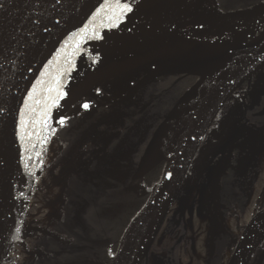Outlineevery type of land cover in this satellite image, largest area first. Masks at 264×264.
I'll return each instance as SVG.
<instances>
[{
    "label": "water",
    "instance_id": "95a60500",
    "mask_svg": "<svg viewBox=\"0 0 264 264\" xmlns=\"http://www.w3.org/2000/svg\"><path fill=\"white\" fill-rule=\"evenodd\" d=\"M178 1L163 0L162 15L155 20L157 28L165 33L177 34L176 47L182 43L193 44L220 60L216 64L217 68L208 67L202 73L167 72L160 65L183 61L186 55L182 50L177 48L171 54H161L131 39L129 42L146 54L112 63L110 69L156 66L166 73L198 78L158 126L138 163L133 181L143 180L163 163L165 167L154 188L140 195L148 196V199L124 231L112 264H129L127 248L135 231L144 226L155 208L170 194L168 212L204 136L221 108L239 86L264 68V31L253 39H245L240 49L217 41L178 34L165 21L173 16ZM0 3L3 4L0 8V264H3L15 227L29 199L27 195L35 180L41 157L51 137L58 94L79 54L73 55L75 38L72 34L90 25V21L93 25L103 24L113 12L106 0H0ZM255 8L232 11L229 15L245 17L254 14ZM261 11L264 12V8ZM42 73L45 75L42 76ZM38 80L43 83L37 84ZM33 85H36V92L29 98ZM83 96L81 94L74 99L62 118ZM204 97H215L218 108L209 123L198 104ZM196 104L197 124L180 163V173L175 177L174 172L178 166H168L164 152L174 139V131L181 126L183 113L193 109ZM143 188L134 184L126 186L125 190L139 196V190ZM263 219L264 208L248 221L228 264H247L251 235Z\"/></svg>",
    "mask_w": 264,
    "mask_h": 264
},
{
    "label": "flooded vegetation",
    "instance_id": "af4514ba",
    "mask_svg": "<svg viewBox=\"0 0 264 264\" xmlns=\"http://www.w3.org/2000/svg\"><path fill=\"white\" fill-rule=\"evenodd\" d=\"M240 7H246L240 8L245 10L256 7L254 14L245 17L253 18L264 14L261 11L264 8V0H250ZM147 73L148 71L144 72L142 76ZM260 77L264 78V68L239 86L219 111L193 158L184 182L175 195L164 223L150 247L149 254L143 258L141 264L220 263L226 245L229 244L230 247L231 240L234 239L235 230L232 222L248 213L251 206L250 203L248 204V198L254 190L253 184L261 182L264 175V79L260 80ZM159 78L163 79L164 88L160 94H157L158 96L154 92L149 93L150 98L143 104V108L125 117L126 130L138 126L139 118L144 116V113H150L149 108L161 94L165 95L171 92L170 89L177 90L188 84L180 98L198 80L194 76L173 75L166 72L160 74ZM148 79L142 82L134 81L131 88L112 104L108 103L105 97L100 106L99 104L91 106L78 117L69 118L64 125L67 129L63 128L65 129L63 143L70 144L82 131L88 129L103 113L105 114L109 107L113 109L117 106L127 107L133 98L155 85V79L153 82ZM144 86H147L146 89ZM176 102L169 107L167 114ZM169 103H171L170 99L167 104ZM220 118L223 119L222 131L217 134L213 129H217ZM157 126L151 133L148 129L145 133V135L148 133L147 137L140 144L136 143L132 146V148L138 146L136 149L138 153L132 161L133 169L137 168ZM109 163L120 166L116 161L109 160ZM136 168L130 175L132 180L130 185L141 186L142 182L145 184L150 178L158 175V171L153 170L143 180L133 181ZM96 180L113 183L109 191H105L112 198L110 200L116 203L120 202L124 193L134 194L126 191V186L124 187L118 178L106 176L98 177ZM141 194L140 189L139 196L134 195L146 199L147 196H140ZM263 208L264 206L260 210ZM105 210L100 204L96 207L86 206L80 212L81 217H75L68 224V228L64 226L67 223L65 215L58 218L48 239H42L45 244L41 246V256L38 259L29 258L25 264H112L124 232H120L117 227L121 217L116 221H109L104 213ZM218 219L226 222L222 227L224 232L221 235L217 234ZM58 237L65 238L68 243H62ZM46 243L51 244L52 247L47 246ZM236 244L232 248L228 247L231 251L225 264H228ZM37 245L35 244V247ZM247 264H264V244L253 252Z\"/></svg>",
    "mask_w": 264,
    "mask_h": 264
},
{
    "label": "rangeland",
    "instance_id": "374dc122",
    "mask_svg": "<svg viewBox=\"0 0 264 264\" xmlns=\"http://www.w3.org/2000/svg\"><path fill=\"white\" fill-rule=\"evenodd\" d=\"M184 1H178L176 11L173 15L178 16L181 14ZM248 1L250 0H213L215 12L221 15V17H226V20L232 22L234 26L255 22L260 26L262 33L264 31V14L253 18L245 17L244 19L229 15L230 12L236 9L242 10L240 8H246L240 6L248 3ZM192 11L194 10H188L191 13V18H197V14ZM146 71H148L145 75L146 77L142 76ZM161 71L156 66H150L144 69L142 68L139 74L129 78L127 81L121 79L119 81L118 78L121 75L117 76L115 77L116 79H110L95 90L96 94L99 95V100L93 101L91 98L82 97L72 105L64 116L63 123L59 124L54 135L49 140L47 154H49L50 162L39 177L20 215L3 264H25L29 258L38 259L41 256V246L45 244L42 239H48L54 223L58 218L65 215L63 213L65 212L64 205L67 201H71L70 194L73 191L84 190L83 186L77 187L75 184L89 183V187H91L96 182L101 184L96 178L107 176L109 178L114 177L120 179L124 187L130 185L132 182L130 175L136 168H132V161L134 160L135 154L138 153V150H136L138 146L133 148L132 146L136 143L140 144L147 137L148 133L146 135L145 133L148 132V129L149 133L154 131L155 127L164 118V115L167 114L169 107L176 102L181 93L189 86L187 84L183 88L177 89L178 91L173 90V88L170 89L171 92L165 93V95L161 94L149 108L150 113H144V116L142 115L139 118L138 126H131L132 128L130 130H126L124 127L125 117L142 109L143 104L150 98L149 93L154 92L158 96L157 94H160L164 88L163 79L161 80L159 78L160 74L164 73H161ZM147 79L152 80V82L155 79V85L147 89L146 87L149 84L146 87L144 86L146 89L145 92L133 98L127 107H122L120 106L121 104L119 108L118 106L114 109L109 107L105 114L103 113L88 129L82 131L79 136L72 140L70 144L63 143V133L67 129L64 125L69 118H76L86 110L83 104L87 103L89 105L88 108L97 104L100 106L103 103L100 97H106L109 100L108 103L112 104L114 100L121 98L131 88L134 81L142 82ZM259 79L263 80L264 78L260 77ZM168 99L171 100L169 104H167ZM164 102L166 103L163 107ZM221 120L223 119L220 118L217 129H213L217 134L222 131ZM130 133L133 134L131 135ZM109 160L118 162L120 166L112 165L109 163ZM158 176L155 175L156 178ZM158 181L159 179L153 181L151 184H147L146 182L144 184L142 182L141 186H144V188L141 191L146 192L148 189L154 188ZM104 182L102 184L103 186L105 185ZM253 189L248 198V204H251L248 213L242 215L239 220L232 222L235 233L233 236L234 239L231 240V248L237 243L248 221L264 206V175L261 182H254ZM92 190L95 189L93 188ZM77 199L79 201L76 200L77 207L75 212L78 213L76 217L80 218V212L87 206V199L80 200L79 197ZM219 216L221 217V215ZM225 223L224 221H219V219L217 220V224H219L217 234L221 235L224 232L222 227ZM58 238L62 243H68V240L65 238ZM35 244H38L37 247H35ZM228 247L229 244L226 245L219 264L226 263L229 257V251H231V249L229 250L230 247Z\"/></svg>",
    "mask_w": 264,
    "mask_h": 264
},
{
    "label": "bare ground",
    "instance_id": "6f19581e",
    "mask_svg": "<svg viewBox=\"0 0 264 264\" xmlns=\"http://www.w3.org/2000/svg\"><path fill=\"white\" fill-rule=\"evenodd\" d=\"M162 2L163 0H135L131 13L126 14L120 21H113L118 26L107 27L108 18L103 22L105 27L99 29L100 34L104 36L103 40L89 39L87 41L83 47L87 51L79 52L61 89V92L67 93V95L59 96L52 119L51 137L54 135L55 127L61 123L63 114L78 95L82 94L83 97L97 101L99 95L95 90L102 84L120 75L119 81L120 79L127 81L139 74L142 68H145L129 66L110 69L112 63L146 54L144 50L141 51L133 46L129 42L131 39L139 41L161 54H171L177 48L182 50L186 55L184 60L178 63H162L160 67L164 71L202 73L208 67L217 68L216 64L220 59L216 56L193 44L182 43L176 47L178 35L165 33L157 28L155 20L162 15ZM188 10H194L192 12L197 14V18H191V13ZM165 21L166 25L173 28L178 34H187L192 38L205 41H217L235 49L242 48L245 39H253L261 33L260 26L255 22L234 26L232 22L226 20V17H221L215 12L213 0H185L181 14L171 15ZM97 56L100 59L94 61L93 58ZM198 104L206 114L207 122H211L218 110L216 98L204 97ZM197 118L196 104L193 109L183 113L181 126L174 131V139L164 152L166 164L178 166L174 172L175 177L180 173V163L196 127ZM47 150L48 146L41 157L27 199L31 196L36 182L50 162ZM169 202L170 194L155 208L144 226L133 234L127 248L129 264H141L164 222ZM263 244L264 219L251 235L248 260L253 252Z\"/></svg>",
    "mask_w": 264,
    "mask_h": 264
},
{
    "label": "trees",
    "instance_id": "16d2710c",
    "mask_svg": "<svg viewBox=\"0 0 264 264\" xmlns=\"http://www.w3.org/2000/svg\"><path fill=\"white\" fill-rule=\"evenodd\" d=\"M164 168V163L161 164L159 167L155 169V171H158V177L156 178H150V180L147 181L148 184H151L153 181L160 179L162 172ZM75 182V181H74ZM81 183V182H80ZM101 184H98L97 182L92 184L91 187H89V183H81L79 185L75 184V186L80 187L83 186V191H73L71 195V201H67L64 205L65 210V217L67 219V223L64 225L66 228H68V224L71 223V221L74 220L76 217V202L79 201L77 197L80 198V200L87 199V206L96 207L98 204H100L101 207H104L105 214L107 219L109 221H116L119 217H121L120 224L118 223L117 227L120 232H124L131 222V220L135 217V215L142 209L144 204L146 203V199L143 197H137L134 194L124 193L122 195V198L120 199V202L111 201V197H109V194H106V191H109V187L113 185L111 182H104V186L102 185L103 182H100ZM90 188V189H89ZM95 190H92V189ZM104 188V189H103ZM78 189V188H77ZM106 190V191H105ZM75 198V199H74ZM107 198V199H106ZM73 199V201H72ZM77 200V201H76ZM75 201V204H74ZM104 215V214H103ZM105 216V215H104ZM242 216V215H241ZM239 216L238 219L241 217ZM237 219V220H238ZM76 221V220H75ZM47 246L52 247L51 244L46 243Z\"/></svg>",
    "mask_w": 264,
    "mask_h": 264
},
{
    "label": "snow or ice",
    "instance_id": "6c2138e0",
    "mask_svg": "<svg viewBox=\"0 0 264 264\" xmlns=\"http://www.w3.org/2000/svg\"><path fill=\"white\" fill-rule=\"evenodd\" d=\"M106 3L108 4L109 9L113 12V15L108 17L109 24L107 27L111 28L114 26H118V24H114L113 21H120L122 17L126 16V14L131 13L133 11V4L135 3V0H106ZM3 7V4L0 3V8ZM103 7V6H102ZM98 13L100 10H97ZM96 17H93V20H95ZM91 25V26H90ZM90 25H86L84 28L79 29L78 32H75L72 34V37L75 38L74 40V51L73 55H75L78 52H86L87 50L82 47L85 41L88 39H98V40H103L104 36L100 34L99 29L101 27H105L104 24H99V25H93L92 22L90 21ZM202 27V25H201ZM94 61H98L100 59L99 56L93 58ZM51 63V62H49ZM45 72H47V67L45 69ZM42 76L45 75V73L41 74ZM43 83L42 80H38L37 84ZM51 91V89H49ZM36 92V85H33L32 92L29 93V98H32L33 94ZM59 96H65L67 93H59ZM28 107L27 102H25V108ZM84 108H88L89 105L87 103L83 104ZM24 112L23 110L21 111V116L23 117ZM63 123V120L61 121ZM170 175V174H169ZM19 231V229H17Z\"/></svg>",
    "mask_w": 264,
    "mask_h": 264
}]
</instances>
